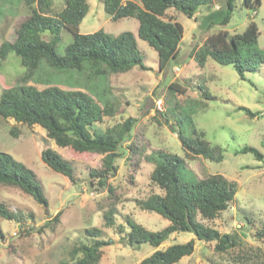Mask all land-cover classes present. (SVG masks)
<instances>
[{"label":"rangeland","instance_id":"374dc122","mask_svg":"<svg viewBox=\"0 0 264 264\" xmlns=\"http://www.w3.org/2000/svg\"><path fill=\"white\" fill-rule=\"evenodd\" d=\"M212 2V7L201 9L193 19L174 9L167 12V18L182 24L184 33L178 58L162 72L157 51L138 36L137 19L113 21L105 11L104 0H88L90 10L80 25V33L99 30L112 36L134 33L148 70L135 68L127 73L111 74L106 80L89 81L86 74L59 73L43 63L28 84L38 89L54 84L65 90L83 91L108 87L109 97L116 99L117 107L125 113L107 118L97 127L105 130L129 117L137 118L138 122L131 140L123 145L117 173L108 181L114 189L111 193L109 188H99L97 181L92 184L90 176L93 169L101 168L103 156L57 147L40 126L29 127L0 117V152L29 167L48 199V206H43L18 187L0 185V205L20 221L0 215V264H70L75 247L94 242L86 231L95 228L102 230L101 239L113 241L111 246L102 248L98 264H140L150 257L158 249L150 244L129 246L124 237L130 232L128 217L152 232L170 225L161 215L143 211L137 204L152 194L163 193L151 180L155 165L148 159L158 151L184 158L189 176L202 179L210 174H222L238 183L239 191L230 208L217 219L203 223L222 234L237 235L240 240L239 246L221 253L215 250V243L199 241L194 234L185 232L170 237L159 250L194 239L195 252L178 264H264V236H260L264 231V159L258 161L251 153L236 154L250 146L264 155V65L256 73H246V80H242L232 65L222 66L209 59L202 68L193 57L209 37L222 31L242 33L251 21L258 25L259 46L264 49V0L255 9L243 7L242 0H236L228 25L201 29L200 21L206 15L227 4V0ZM65 4V0H54L52 14L62 11ZM30 13L23 0L0 2V46L16 40L19 26ZM43 37L50 40L47 34ZM71 41L72 36L64 30L58 53L63 55ZM25 73L26 68L15 54H10L4 62L0 59V96L6 89L19 85ZM172 83L185 92H172ZM190 107L195 112L192 120L196 129L205 133L212 145L223 149L222 162L187 155L178 135L173 133L172 125L178 128V122L181 125L184 118L180 115L176 122L170 118V110L178 108L184 112ZM240 107L248 108L256 116L239 111ZM163 114L167 115L169 124ZM14 128L18 130L17 136L12 134ZM49 147L72 164L74 183L43 162L42 151ZM181 179L186 181L187 177L182 174ZM112 208L116 225L107 228L104 215ZM58 213L61 216L56 222ZM121 226L124 233H120Z\"/></svg>","mask_w":264,"mask_h":264},{"label":"trees","instance_id":"16d2710c","mask_svg":"<svg viewBox=\"0 0 264 264\" xmlns=\"http://www.w3.org/2000/svg\"><path fill=\"white\" fill-rule=\"evenodd\" d=\"M23 1L30 9V16L19 26L16 40L4 42L0 46V59L4 62L10 54H15L20 57L26 73L19 85L1 94L0 117L29 127L40 126L57 147L79 154L103 156L101 168L91 171L92 184L97 181L99 188H109L113 193L114 189L109 187L108 181L118 171L117 163L123 156V145L131 140L138 119L129 117L103 130L97 124L125 113L123 108L117 107L116 99L109 97L111 91L108 87L100 91L90 87V91H83L65 90L49 84L44 89H38L28 83L43 63L59 73L86 74L89 81L106 80L111 74L127 73L135 68L148 70L138 48L137 38L132 32L118 36L103 30L81 34L80 25L90 10L88 0H65L64 9L57 14H52L54 0ZM235 1L227 0L225 7L210 12L200 21L199 27L210 30L228 25L234 14ZM212 3V0H104V7L113 21L123 18L138 20V36L157 51L159 69L163 72L178 58L184 33L182 24L167 18V12L174 9L193 19L201 9L212 7ZM242 3L243 7L255 9L260 6L261 0H242ZM64 30L70 33L72 41L61 55L58 46ZM46 34L50 40L44 39ZM259 36L257 23L251 21L242 33L222 31L209 37L194 52L193 57L202 68L209 59L222 66L232 65L240 78L246 80V73H256L264 65V49L259 46ZM170 90L174 93L185 92L177 83H172ZM192 109L190 107L184 112L178 108L170 110V118L176 122L180 115L184 118L181 125L178 122V128L172 125L173 133L178 135L187 155L222 162L223 149L212 145L206 140L205 133L196 129L192 120L195 112ZM238 110L251 117L256 116L246 107ZM163 116L169 124L167 115ZM12 134L17 136L18 130L14 128ZM247 153L253 154L258 161L264 159V155L254 147L246 146L236 152L237 155ZM41 158L52 170L63 174L72 183L75 182L72 164L57 150L46 148ZM148 159L155 165L151 180L163 193L152 194L138 200L137 204L143 211L161 215L170 225L162 231L152 232L132 218H127L130 228L124 237L127 245L150 244L158 249L140 264H178L184 257L191 256L195 252L194 239L159 250L170 237L178 233H192L199 241L215 243V250L221 253L240 245L237 235L222 234L203 223L217 219L230 208L239 191L236 181L222 174H210L202 179L189 176L185 172V159L173 153L158 151ZM182 174L187 177L186 181H182ZM0 185L18 187L40 205L48 206V199L36 174L5 152H0ZM114 214L112 208L104 215L107 228L116 225ZM0 215L20 222L3 205H0ZM60 216L58 213L54 220L58 222ZM119 230L120 233L125 232L123 226ZM86 232L95 240L92 244L75 247L70 264H98L103 254L102 248L113 244L111 240L101 239L100 229H89ZM260 236H264V231Z\"/></svg>","mask_w":264,"mask_h":264},{"label":"built area","instance_id":"2783aa9c","mask_svg":"<svg viewBox=\"0 0 264 264\" xmlns=\"http://www.w3.org/2000/svg\"><path fill=\"white\" fill-rule=\"evenodd\" d=\"M254 14H255V12H254Z\"/></svg>","mask_w":264,"mask_h":264},{"label":"clouds","instance_id":"9594fccd","mask_svg":"<svg viewBox=\"0 0 264 264\" xmlns=\"http://www.w3.org/2000/svg\"><path fill=\"white\" fill-rule=\"evenodd\" d=\"M254 12H256V11H254Z\"/></svg>","mask_w":264,"mask_h":264},{"label":"crops","instance_id":"0c3cea01","mask_svg":"<svg viewBox=\"0 0 264 264\" xmlns=\"http://www.w3.org/2000/svg\"><path fill=\"white\" fill-rule=\"evenodd\" d=\"M174 236V235H173Z\"/></svg>","mask_w":264,"mask_h":264}]
</instances>
